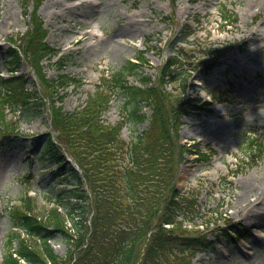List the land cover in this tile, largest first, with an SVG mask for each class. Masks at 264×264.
Listing matches in <instances>:
<instances>
[{
    "label": "rangeland",
    "instance_id": "374dc122",
    "mask_svg": "<svg viewBox=\"0 0 264 264\" xmlns=\"http://www.w3.org/2000/svg\"><path fill=\"white\" fill-rule=\"evenodd\" d=\"M25 1L0 0V75L16 68L25 75L29 90L42 95V86L28 62L9 64L11 38L18 40L29 26ZM220 4L235 13L233 24L220 18ZM39 15L48 31L47 42L60 50L62 57L43 61L47 74H67L82 84L76 87L71 83L61 92L66 111L84 106L102 74L120 70L127 60L143 56L141 68L154 79L158 67L173 54L171 44L180 37L184 25L195 32L190 39L198 47L187 46L193 59L206 44L229 47L207 77L192 71L186 90L189 95L203 102L211 100V92L226 93L228 101L204 104V109L183 119L180 140L203 156L186 155L176 184L182 191L196 194L201 211L207 215L213 212L216 221L204 230L214 241L213 248L197 252L193 264H264V154L258 157L259 152L248 151L251 137L264 139V82L257 78L264 76V47L258 49L264 40L255 39L257 30L264 36V0H44ZM167 40L171 41L168 46ZM127 78L139 85L137 76ZM122 103V95H117L104 115L106 123L121 119ZM45 109L30 114L6 111L16 129L5 138L0 135L2 211L25 192L52 207L53 202L45 195L53 194L66 181L76 183L71 175L63 180V175L51 173L56 163L42 149L47 133L57 135V131ZM144 127L145 123H126L122 135L129 141ZM61 209L65 215L66 209L62 205ZM67 222L70 225L69 218ZM9 230L4 214L0 218V264ZM223 231L232 238L225 237ZM51 245L62 259L67 258L70 246L66 239L58 235Z\"/></svg>",
    "mask_w": 264,
    "mask_h": 264
},
{
    "label": "trees",
    "instance_id": "16d2710c",
    "mask_svg": "<svg viewBox=\"0 0 264 264\" xmlns=\"http://www.w3.org/2000/svg\"><path fill=\"white\" fill-rule=\"evenodd\" d=\"M43 1H25L28 29L18 40L11 39L8 51L12 66L21 60L30 64L42 95L29 90L25 75L18 74L16 68L7 76L0 75V135L5 138L16 129L7 119V109L30 114L46 108L57 135L47 133L42 151L56 163L53 175H63V180L71 175L76 183L66 181L53 194L45 195L48 202H54L52 207L25 192L5 210L10 230L1 264H193L197 252L213 248L214 242L204 230L216 221L213 212L207 215L201 211L196 194L182 191L176 184L186 155L203 156L180 140L179 130L185 116L204 109L203 104L211 105L186 92L192 71L205 78L229 47L206 44L193 59L187 46L198 47L190 39L195 32L184 25L171 44L173 54L154 79L141 68L143 56L127 60L120 70L102 74L84 106L66 111L61 92L71 83L76 87L82 84L67 74L50 77L45 70L43 61L50 62L60 51L46 41L47 30L38 14ZM219 12L226 24L236 21L235 13L225 5H219ZM128 75L137 76L139 85L129 83ZM117 95L123 97L119 104L122 117L108 124L104 115ZM212 96L214 101L228 99L224 93L212 92ZM129 122L145 123V127L127 141L122 129ZM248 151L259 152L261 157L264 139L251 137ZM223 234L232 238L227 231ZM58 235L70 246L66 259L51 245Z\"/></svg>",
    "mask_w": 264,
    "mask_h": 264
},
{
    "label": "bare ground",
    "instance_id": "6f19581e",
    "mask_svg": "<svg viewBox=\"0 0 264 264\" xmlns=\"http://www.w3.org/2000/svg\"><path fill=\"white\" fill-rule=\"evenodd\" d=\"M82 14H83V13H82ZM262 22H263V26H264V20H263ZM127 33H128V32H127ZM255 39H256V40H259V39H263V40H264V36L261 35V33H260L259 30H257V31L255 32ZM263 47H264V45L261 46V47H258V49H259V50H262ZM263 50H264V49H263ZM257 78H258L259 81L264 82V76H263V75H262V77H261V76H257ZM258 203H261V202H258Z\"/></svg>",
    "mask_w": 264,
    "mask_h": 264
}]
</instances>
